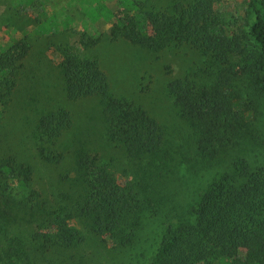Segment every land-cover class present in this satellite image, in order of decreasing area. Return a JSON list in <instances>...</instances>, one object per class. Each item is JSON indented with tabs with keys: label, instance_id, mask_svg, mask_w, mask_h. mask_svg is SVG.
Returning a JSON list of instances; mask_svg holds the SVG:
<instances>
[{
	"label": "trees",
	"instance_id": "16d2710c",
	"mask_svg": "<svg viewBox=\"0 0 264 264\" xmlns=\"http://www.w3.org/2000/svg\"><path fill=\"white\" fill-rule=\"evenodd\" d=\"M122 2L137 12L127 13L125 23L109 29L111 40L121 38L153 53L191 45L224 66L210 87H197L187 77L171 79L166 86L192 125L198 150L211 158L218 155L230 142L238 117L223 86L243 75L253 92L264 96V0H248L252 22L246 32L237 33L225 27L212 0L187 5L176 1L172 15L144 10L136 0ZM97 41L88 38L83 44ZM29 49L30 43L22 38L0 54V70L10 76L0 81L1 89L11 90L12 77ZM232 54L239 64L231 61ZM60 65L66 97L102 99L104 135L138 172L121 184L111 171V158L108 163L96 154L78 155L76 166L87 187V194L78 199L77 219L83 230L68 226L59 215L48 219V232L22 228L13 214L30 205L37 191L29 190L31 201L17 200L0 182V264H264V165L252 167L245 157L236 156L227 170L196 193L191 207L180 206L177 191L186 187L176 170L179 159L164 143L160 122L127 98L113 95L95 58L66 54ZM71 123L70 111L57 108L41 115L37 128L51 141ZM45 158L52 159L51 153ZM0 167L13 170L14 180L22 176L15 181L19 188L29 186L30 166L12 160ZM135 241L142 253L128 258L126 252Z\"/></svg>",
	"mask_w": 264,
	"mask_h": 264
},
{
	"label": "rangeland",
	"instance_id": "374dc122",
	"mask_svg": "<svg viewBox=\"0 0 264 264\" xmlns=\"http://www.w3.org/2000/svg\"><path fill=\"white\" fill-rule=\"evenodd\" d=\"M136 1L144 10L172 15L174 2L187 5L194 0ZM211 6L230 32L248 30L252 22L248 0H212ZM136 12L135 6L122 0H0V54L19 39L30 43L15 79L12 77L11 90L0 87V165L14 160L15 165L32 168L28 187L19 183V188L15 181L22 176L14 180L13 170L3 167L0 182L17 200L29 201V190L37 191L30 205L13 214L22 228L48 232V219L59 215L68 226L83 230L77 219L78 199L87 194V187L76 166L80 153L96 154L102 161L111 158V171L121 184L138 172L122 149L104 135L102 99L66 97L60 65L66 54L95 58L108 76L113 95L127 98L160 122L164 143L179 159L176 170L186 187V191H177L180 206L191 207L203 186L227 170L236 156L245 157L252 167L264 165V96L253 92L246 76L231 78L223 90L237 112L236 129L218 155L203 154L195 144L192 125L174 105L166 86L171 79L187 77L197 87H210L217 83L224 66L212 54H203L191 45H173L153 53L121 38L111 40L109 29L121 26L128 14ZM88 38L98 41L85 46ZM230 59L239 64L236 55ZM4 76L10 77L9 72L0 70V81H5ZM57 108L70 111L72 123L58 138L46 141L37 120ZM48 153L50 160L45 158ZM154 164L157 170V157ZM133 245L126 252L128 258L142 253L138 241Z\"/></svg>",
	"mask_w": 264,
	"mask_h": 264
}]
</instances>
